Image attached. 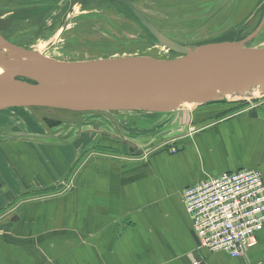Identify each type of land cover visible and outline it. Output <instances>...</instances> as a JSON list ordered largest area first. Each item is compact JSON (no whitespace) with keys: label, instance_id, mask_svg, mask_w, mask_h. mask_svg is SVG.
<instances>
[{"label":"crops","instance_id":"obj_1","mask_svg":"<svg viewBox=\"0 0 264 264\" xmlns=\"http://www.w3.org/2000/svg\"><path fill=\"white\" fill-rule=\"evenodd\" d=\"M214 107L183 109L185 132L139 156L91 130L85 115L73 121L80 132L59 133L72 140L57 148L10 138L27 133L31 119L11 129L1 124L0 177L13 191L0 189V264H264V229L243 257L210 252L200 246L183 203V191L207 178L252 170L264 180V101L222 117L225 112ZM138 124V135L116 125L125 137L152 138L149 123ZM98 133L106 141L94 147ZM110 149L121 154H107ZM20 163L32 179L29 193L17 180ZM56 183L68 190L58 197L43 194Z\"/></svg>","mask_w":264,"mask_h":264},{"label":"water","instance_id":"obj_2","mask_svg":"<svg viewBox=\"0 0 264 264\" xmlns=\"http://www.w3.org/2000/svg\"><path fill=\"white\" fill-rule=\"evenodd\" d=\"M108 1L130 10L149 40L142 49L164 48L176 57L161 60L130 55L62 62L11 44L0 35V114L21 109L105 116L114 125V135L101 129L108 126L103 121L89 128L112 136L127 152L139 156L156 142L185 132L184 108L264 98V47L246 46L254 36L242 42L182 45L165 36L131 0ZM110 113L150 115L154 121L142 126L161 129L149 139L128 138ZM134 123L130 121L131 129L139 127Z\"/></svg>","mask_w":264,"mask_h":264},{"label":"rangeland","instance_id":"obj_3","mask_svg":"<svg viewBox=\"0 0 264 264\" xmlns=\"http://www.w3.org/2000/svg\"><path fill=\"white\" fill-rule=\"evenodd\" d=\"M8 1L9 6H6ZM221 2L222 1L219 0H209V3L207 0H164L163 2L157 0H139L138 7L144 12V16L150 19L149 21L153 23L155 22V24L158 22L161 25V28H163L171 38L183 40L189 45H201L220 38H217L218 35L209 32L207 27L210 26L211 23H208V21L204 19L209 15H215V12L213 11ZM106 3L105 0H79V2L77 0H66L67 9L64 26L62 27L59 20L56 21V19L52 17L47 20L45 28L42 29L37 20H17L10 23L8 19L11 18V15L17 12L20 5L17 2L13 4L11 0H0V30H4L8 27L12 28L10 24L13 25V31L10 32V34H6L5 32V35L0 31V35H5L6 37H4L12 44L34 50L43 56L62 62L89 61L111 57L120 58L128 57L130 55L149 56L161 60L169 58L168 51L156 47L142 49L144 44L149 40L148 38L143 37L144 31L139 23H137V20L133 16H130L128 11H126L128 14L124 12L125 9L116 7V5L112 3L106 5ZM248 5H244L243 9L239 12V16L243 15V17H245L247 15V12L253 6L251 5L248 7ZM233 7L234 6L231 5L228 9L237 10V8ZM58 9L59 6L56 3L54 5L53 13L59 14ZM230 11L224 12L229 13ZM43 31L47 33H44ZM261 40L262 38H259L248 46L250 48H262L264 47V41ZM174 57L176 56L171 55L170 58ZM262 101H264V98L262 100H248L245 101L246 103L242 104L238 102H226L224 106L219 104L211 106H216L214 108H218L220 110L219 112H228L232 114L227 113V115H234L250 105ZM226 104H229L230 106H225ZM186 109H190V107ZM235 110L237 111L235 112ZM110 114L109 115L112 116L111 118L113 120H118L117 122H120L118 125H120L127 133L136 135H138V133L129 126L130 121H134L135 125L140 121L142 123L151 122L152 120L154 121L153 116L142 113H134L130 115H123L120 113ZM222 114H219L217 117H222ZM59 118H63L60 120H66L65 126L62 125ZM75 118L74 115L58 113V111L52 110L24 111L21 109H10L0 114V127L2 126L1 124H5L8 126L7 129H11L12 126H9L10 124L30 123L29 121L31 119L32 125L27 133L12 135L10 138L41 140L44 142L37 143L35 146L43 144L57 148L61 142H67L66 144H68L72 140L64 139L59 136L60 132L75 131L74 128L78 131V124L73 122ZM84 120L88 121L87 124L89 125H94L99 121L106 122L107 125L110 126L102 127L101 129L111 132L113 135L115 134V129L110 124L111 120L105 116L85 115ZM159 128L161 129V126ZM159 128L157 130L156 128H148L150 130L147 132L150 133L153 131L150 133L151 136H153L154 133L160 131ZM34 134L42 135V138H29ZM99 135L100 134L98 133L96 141L94 142V147H97L98 145L101 147L100 144L106 141ZM0 137L4 138L5 134H0ZM100 151L106 150L101 149ZM108 151L107 154H121L118 149H110ZM36 156L39 162L42 163V154L39 153ZM75 169L73 167L68 174L69 182L66 184L67 186L70 181L74 179L76 174ZM28 174L29 171L25 164L20 163L16 169L17 180L24 183L22 190L27 193L31 191L32 180H28ZM66 185L62 186L61 184L56 183V185H51L50 188L45 190V193L43 194L51 195L47 197H58L68 190L66 189ZM0 189L3 194H8L13 191L10 182L7 181V179L1 180V177ZM8 204L9 201L6 205ZM6 205H4V208Z\"/></svg>","mask_w":264,"mask_h":264},{"label":"built area","instance_id":"obj_4","mask_svg":"<svg viewBox=\"0 0 264 264\" xmlns=\"http://www.w3.org/2000/svg\"><path fill=\"white\" fill-rule=\"evenodd\" d=\"M200 246L240 258L264 229V180L252 170L207 178L183 191Z\"/></svg>","mask_w":264,"mask_h":264},{"label":"flooded vegetation","instance_id":"obj_5","mask_svg":"<svg viewBox=\"0 0 264 264\" xmlns=\"http://www.w3.org/2000/svg\"><path fill=\"white\" fill-rule=\"evenodd\" d=\"M52 1H53V6H52L53 9L50 15L51 17L58 18L61 26L63 27L65 24V20H66L65 19V14H66V9H67L66 0H52ZM105 1L110 2L108 0H105ZM157 1L163 2L164 0H157ZM219 1H222V2L213 11L215 12V15H209L206 19H204L208 21V23L209 22L211 23V25L207 27L209 32H212L213 34L218 35L217 38L220 37L219 39H215L212 41H218V42H240L241 41L242 42L251 36H254V37L246 44V46L255 42V40L259 38H262L261 41H264V0H219ZM207 2L209 3V0H207ZM56 3L59 6V9H58L59 14L53 13L54 5ZM131 3L144 15V12H142V10H140V8L138 7L139 0H131ZM231 5L234 6L233 8H237V10L228 9ZM244 5H248V7L251 5L253 6L251 7L250 10L248 9L249 11L247 12V15L245 17H243V15L239 16V12L243 9ZM224 11H230V12L228 13ZM146 18L150 20L148 17ZM62 22H63V25H62ZM153 24L165 36L172 39L173 41L180 43L182 45L191 46L183 40H177V39H174L168 36L167 33L163 30V28H161V25L158 22H156V24L154 22ZM7 41L10 42L9 40ZM168 53H169V58L171 57V55H175V54H172L170 51Z\"/></svg>","mask_w":264,"mask_h":264},{"label":"trees","instance_id":"obj_6","mask_svg":"<svg viewBox=\"0 0 264 264\" xmlns=\"http://www.w3.org/2000/svg\"><path fill=\"white\" fill-rule=\"evenodd\" d=\"M11 1H12L13 4L15 2L19 3L20 8L17 10L16 13L11 15V18L8 19V21L10 23L15 22L17 20H19V21H21V20L26 21L28 19L29 20H37V22L40 25V28L44 29L45 25L47 23V20L52 18L51 15H50V13H51V11L53 9L52 8V4H53L52 0H11ZM77 1L79 2V0H77ZM92 1H95V0H92ZM111 3L112 2H107L106 5L111 4ZM4 4H6V3H4ZM82 4H83V2H82ZM112 4H115L116 7H121L123 9H125V11H128L129 15L132 16V13L130 12V10L126 6H124L122 4H118V3H112ZM6 6H9V1L7 2ZM16 8H18V7H16ZM55 19H56V21L59 20L58 18H55ZM134 22H136V21H134ZM10 25L12 26V28L8 27V28H5L4 30H0V31L2 33H4V34H5V32H6V34H10V32L13 31V25L12 24H10ZM43 32L47 33L45 31H43ZM214 42L217 43L218 41H210L208 43H214ZM225 103L226 102H219V103H214V104H211V105H218L219 104V105H223L224 106ZM238 103L242 104V103H246V102L245 101H243V102L241 101V102H238ZM211 105H209V106H211ZM225 106H230V105L226 104ZM236 111L237 110H235V112ZM227 113L228 112H226L225 114H222V115L225 116V115H227ZM228 114H232V113H228Z\"/></svg>","mask_w":264,"mask_h":264},{"label":"bare ground","instance_id":"obj_7","mask_svg":"<svg viewBox=\"0 0 264 264\" xmlns=\"http://www.w3.org/2000/svg\"><path fill=\"white\" fill-rule=\"evenodd\" d=\"M156 48H158V49H162V50H165V51H167L166 49H164V48H159V47H156ZM169 52V51H168ZM16 60H20L19 58H17ZM16 60L14 59V60H12L13 62H16ZM164 60V59H163ZM3 71L0 69V74L2 73ZM191 109V108H190Z\"/></svg>","mask_w":264,"mask_h":264}]
</instances>
